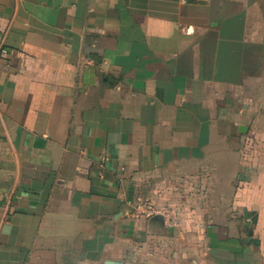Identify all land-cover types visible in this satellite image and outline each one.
Instances as JSON below:
<instances>
[{"label": "crops", "instance_id": "obj_1", "mask_svg": "<svg viewBox=\"0 0 264 264\" xmlns=\"http://www.w3.org/2000/svg\"><path fill=\"white\" fill-rule=\"evenodd\" d=\"M0 264H264V0H0Z\"/></svg>", "mask_w": 264, "mask_h": 264}, {"label": "built area", "instance_id": "obj_2", "mask_svg": "<svg viewBox=\"0 0 264 264\" xmlns=\"http://www.w3.org/2000/svg\"><path fill=\"white\" fill-rule=\"evenodd\" d=\"M132 213V215L137 218L151 217L157 214H161L166 218L167 223L174 222V212L171 209L156 206L150 199L146 197H140L136 199L133 205Z\"/></svg>", "mask_w": 264, "mask_h": 264}, {"label": "water", "instance_id": "obj_3", "mask_svg": "<svg viewBox=\"0 0 264 264\" xmlns=\"http://www.w3.org/2000/svg\"><path fill=\"white\" fill-rule=\"evenodd\" d=\"M154 217H160V214L154 215Z\"/></svg>", "mask_w": 264, "mask_h": 264}]
</instances>
